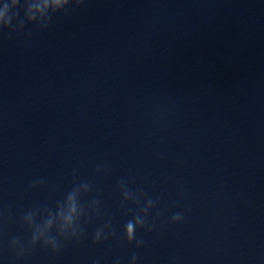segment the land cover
I'll list each match as a JSON object with an SVG mask.
<instances>
[{
    "label": "clouds",
    "instance_id": "9594fccd",
    "mask_svg": "<svg viewBox=\"0 0 264 264\" xmlns=\"http://www.w3.org/2000/svg\"><path fill=\"white\" fill-rule=\"evenodd\" d=\"M177 216H178V215H177ZM177 216H174V217H173V219H176V218H177ZM128 228H129V231H131V229H132V225H131V224H129V225H128ZM133 259H135V257H134Z\"/></svg>",
    "mask_w": 264,
    "mask_h": 264
}]
</instances>
